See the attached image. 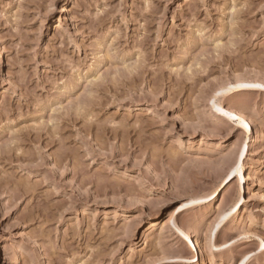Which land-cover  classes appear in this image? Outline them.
<instances>
[{
	"label": "rangeland",
	"instance_id": "1",
	"mask_svg": "<svg viewBox=\"0 0 264 264\" xmlns=\"http://www.w3.org/2000/svg\"><path fill=\"white\" fill-rule=\"evenodd\" d=\"M0 264H264V0H0Z\"/></svg>",
	"mask_w": 264,
	"mask_h": 264
},
{
	"label": "bare ground",
	"instance_id": "2",
	"mask_svg": "<svg viewBox=\"0 0 264 264\" xmlns=\"http://www.w3.org/2000/svg\"><path fill=\"white\" fill-rule=\"evenodd\" d=\"M62 8H64V6L62 7ZM65 9V8H64ZM63 10V9H62ZM224 88H220L219 90H218V92H222V90H223ZM238 119L243 123V129H242V131H243V133L245 134V135H252V138H251V140L253 139V129H252V126H251V124H250V122L249 121H247L244 117H243V115H241V114H239L238 115ZM243 156H244V150H242V151H240L239 152V161L243 158ZM232 173L233 172H231L224 180H223V182H222V184H221V187H225L230 181H231V178H232ZM262 246H263V243H262Z\"/></svg>",
	"mask_w": 264,
	"mask_h": 264
}]
</instances>
